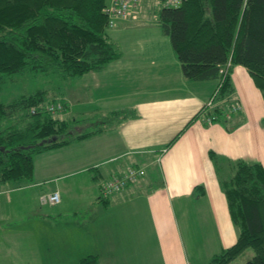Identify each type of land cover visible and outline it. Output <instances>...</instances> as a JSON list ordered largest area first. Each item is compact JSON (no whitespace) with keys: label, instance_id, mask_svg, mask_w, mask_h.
<instances>
[{"label":"crops","instance_id":"obj_1","mask_svg":"<svg viewBox=\"0 0 264 264\" xmlns=\"http://www.w3.org/2000/svg\"><path fill=\"white\" fill-rule=\"evenodd\" d=\"M139 10L109 29L116 60L57 92L62 114L77 123L73 112L85 113L93 118L88 131H104L36 155L30 181H0V264H79L89 255L99 264H193L186 239L210 245L207 219L217 254L237 242L216 168L264 165L258 87L245 67L230 66L232 93L215 105L227 108L228 121L209 123L203 109L219 79H187L157 9ZM133 167L144 174L103 193ZM55 191L60 203H41Z\"/></svg>","mask_w":264,"mask_h":264},{"label":"trees","instance_id":"obj_2","mask_svg":"<svg viewBox=\"0 0 264 264\" xmlns=\"http://www.w3.org/2000/svg\"><path fill=\"white\" fill-rule=\"evenodd\" d=\"M106 4V0H0V93L16 74L69 80L104 70L116 60L120 50L108 34ZM158 7L159 24L187 79H219L221 68L230 63L245 67L264 93V0H182L179 7ZM230 79L228 75L220 98L232 93ZM48 94L39 90L0 102L1 182L30 181L36 155L104 131L80 132L75 121L60 119L57 114L66 105L60 100L45 104ZM59 105L62 111L49 110ZM204 113L213 122L228 121L225 106ZM216 169L238 240L208 264H229L250 248L255 255L244 264H264V165L237 160L228 169ZM195 191L205 193L200 186ZM79 264L99 262L89 255Z\"/></svg>","mask_w":264,"mask_h":264},{"label":"rangeland","instance_id":"obj_3","mask_svg":"<svg viewBox=\"0 0 264 264\" xmlns=\"http://www.w3.org/2000/svg\"><path fill=\"white\" fill-rule=\"evenodd\" d=\"M156 2H157V0H143L142 1L143 6L140 7L139 11H142L145 9V11L146 10H152L154 13L153 9L157 6ZM155 9H157V8H155ZM237 66H239V65H236L234 67H237ZM246 71H247L249 77L251 78V80L254 81L255 79L251 76V74L248 72V70H246ZM70 80L71 79L62 80V79H59L57 76H54L51 74H48V75L31 74V73H26L23 75L22 74H16L12 77V79L8 80V82L4 85L2 92L0 93V102L9 103L13 99L18 98L21 95H29V94H34L39 90H46L49 94L45 98V104H47V105L49 103L52 104V102L54 100L57 101V99H58V98H56L57 92H59V90L61 88L63 89V91L69 89V85L71 83ZM257 90H259V89H257ZM258 93L260 95V98L262 99V102L264 103V93L262 92V90H259ZM72 115L74 117H76L78 120L75 128L76 127H82L83 131L94 130V129H91L94 126L90 125V123L93 120L92 117H89L85 113H79L78 114L76 112H73ZM57 116H59L60 119H65V120L67 119L68 122H70V123H71V120L73 121V118L71 117V114L69 112L67 113L68 118L65 114H57ZM76 129H78V128H76ZM16 220L19 221L21 219H16ZM207 220H208V227L207 228L211 232V238H213L210 241V243H211L210 245H209V243L205 244L202 241H198V239L196 237L197 235L195 232V229H196L195 226L190 227L191 229L193 228L192 232H194V234H195V237H196V238H194L195 240H192V237H189V235H192V233H190V231H186V233H185L186 237H189L188 239H186V242H187V246H188L189 256H190V258L192 260L191 262L193 264H208L209 259H207V258H210L213 255V254H211V252H215V254H217L216 253V251H217L216 246H217V239L218 238H216V234L213 230L212 219H207ZM196 224L198 226V223H196ZM254 255H255V251L253 249H251V248L247 249L246 252L242 253L240 256H238L236 259H234L233 262H231L229 264H244L247 261H249L250 259H252ZM196 258H198V259H196Z\"/></svg>","mask_w":264,"mask_h":264},{"label":"built area","instance_id":"obj_4","mask_svg":"<svg viewBox=\"0 0 264 264\" xmlns=\"http://www.w3.org/2000/svg\"><path fill=\"white\" fill-rule=\"evenodd\" d=\"M143 0H106L107 4L104 8V14H106V17L108 19V28L113 29L118 26V24L121 21H126L128 18L132 17V14L135 13L138 9H140L142 5ZM182 0H157L156 7H179ZM229 67L230 64L225 65V67H222L220 70V78H219V84L218 89L215 90L212 97L207 101V103L204 106L203 111L206 112V110H211L215 108L216 101L218 100V97L220 95V90L223 87L226 78H228L229 75ZM239 106L235 105L232 106L231 109H229L230 113L236 112L239 110ZM58 110L62 111L63 107L62 105L55 107H50L49 110ZM207 121L209 123H212L214 120L212 117H207ZM144 174V170L142 169H136L133 167V169H129L126 173L121 175V177H116L109 183H107L105 188H103V193L106 196L113 195L116 192L125 189L130 183L136 181L140 176ZM61 196L59 192L55 191L49 194H44L42 197H40V201L42 204H50L56 205L60 203Z\"/></svg>","mask_w":264,"mask_h":264}]
</instances>
